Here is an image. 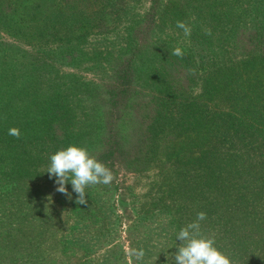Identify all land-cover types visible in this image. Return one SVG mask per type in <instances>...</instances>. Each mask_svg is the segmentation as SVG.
<instances>
[{
    "label": "rangeland",
    "instance_id": "obj_1",
    "mask_svg": "<svg viewBox=\"0 0 264 264\" xmlns=\"http://www.w3.org/2000/svg\"><path fill=\"white\" fill-rule=\"evenodd\" d=\"M161 1L159 14L167 0ZM203 1L210 5L213 0ZM238 1L234 7L221 10L223 14L218 21L208 15L210 8L200 12L188 3L178 22H183L190 34L197 33L199 39L195 42L177 24L170 26L167 19L157 20L150 47L135 58L134 95L139 90L153 93L152 78L166 77L165 72L160 73L168 61L166 51L181 49L180 58L188 59L187 68L190 69L193 60L200 75L207 64L226 60L224 51L218 47H226L228 37L223 31L248 28L253 21L264 23V0ZM53 4L52 0L42 3L41 13L50 14ZM105 6L108 10H101ZM151 6L152 0H95L92 8L103 15L95 30L99 34L87 37L78 46L89 60L75 68L57 63L48 73L38 71L41 59L36 54L43 51L42 47L25 45L0 32V103L11 94L31 103L35 99L31 85L37 79L44 82L42 88L55 84L69 86L63 90L73 101L78 117L82 118L86 112L90 116L86 121L96 126L99 110L89 101L88 94L95 89L104 90L110 82L111 57L127 54L129 33L142 23ZM186 77L181 73L175 79L186 85ZM190 83L187 81L190 84L187 92L199 93L198 81ZM234 105L209 102L215 112L222 113V118L217 119L214 128L217 139L195 140V143L205 142L203 145L213 151L203 155L191 153L192 159H204L200 166L197 167V162L188 165L184 154L181 162L175 160L167 166L159 163L158 168L136 174L127 170L124 160L116 156L104 163L113 174L112 182L87 187V202L83 205L76 203L78 197L70 187L66 195L57 190L56 183L47 187L40 182L13 186L0 179V264H175V252L182 243L176 235L194 222L199 212L206 213V219L200 222L201 235L214 240L230 264H264V245L261 249L255 245L264 239L259 227L264 219V195L254 188L252 172L257 167L254 148L221 146L218 137L226 129L225 118ZM19 106L16 103L13 109ZM179 109L177 104L173 113L178 114ZM234 114L239 117L238 113ZM178 121L177 118L173 125ZM127 129L124 123L121 130L125 133ZM165 134L168 137L170 133ZM184 142L193 144L186 139ZM255 159H259L257 155ZM244 186H248L247 192L243 191ZM26 197L32 199L28 205ZM258 206L262 208L260 211ZM259 212L262 219L256 216ZM139 249L145 253L142 259L133 254Z\"/></svg>",
    "mask_w": 264,
    "mask_h": 264
},
{
    "label": "trees",
    "instance_id": "obj_2",
    "mask_svg": "<svg viewBox=\"0 0 264 264\" xmlns=\"http://www.w3.org/2000/svg\"><path fill=\"white\" fill-rule=\"evenodd\" d=\"M46 1L0 0V32L25 45L43 48L36 54L41 59L38 60L41 61L39 72L48 73L57 63L74 68L82 65L90 57L78 46L87 37L99 34L95 30L103 19V15L92 8L95 0H52L53 11L45 15L40 9ZM188 3L194 4L200 12L210 8L208 15L218 21L225 7H234L239 1L213 0L210 5H205L203 0H167L159 14L162 1L152 0L142 23L128 35L127 54L111 57L110 65L108 63L110 82L104 90L95 89L91 95L88 94L89 101L99 110L96 126L86 121L90 118L88 113L78 117L73 101L65 96L63 90L69 86L55 84L42 88L40 85L44 82L37 79L31 85L34 91L32 98H35H30L31 103L24 97L16 99V95L12 94L0 103V179L13 186H30L40 182L47 187L56 183L55 177L50 178L47 173L49 157L73 145L88 150L102 164L120 156L125 168L136 174L158 168L159 163H166L167 166L175 160L181 162L184 154L188 165L197 162L198 167L204 159H192L191 153L203 155L213 152L203 144L207 139H217L214 128L222 113L215 112L212 108L215 104L209 106V102L216 101L235 104L231 114L225 118L226 129L218 134L220 145L254 148L253 159L257 165L252 172L254 188L264 195V23L253 21L251 27L223 31L228 37L226 47H218L224 51L226 60L207 64L202 69V75L198 74L193 60L188 69V59L166 51L168 61L160 72L161 75L165 72L166 77L152 78L155 82L151 87L153 93L144 94L140 90L136 96L133 93L135 58L150 47L157 20L167 19L170 26H176L184 10L187 11ZM107 8L105 6L101 10ZM195 39H199L197 33H191L190 40L195 42ZM56 42L61 45L53 47L51 44ZM181 73L187 76L186 85L175 79L180 78ZM192 80L199 83L196 95L187 92ZM187 81L190 84L187 85ZM16 103H20L19 109H13ZM177 104L180 111L175 115L173 108ZM174 118V122L177 118L179 120L175 125L174 122L169 123ZM124 123L128 127L125 133L121 130ZM12 128L19 130V137L8 134ZM165 133L170 134L166 137ZM184 139L193 144H185ZM198 139L206 141L195 143ZM256 155L259 159H255ZM65 187L72 190L70 183ZM247 187L244 186L243 191L247 192ZM30 200L25 198L27 205ZM260 206L257 211H260ZM256 216L259 219L262 217L260 212ZM262 220L259 227L264 232ZM257 242L255 245L261 249L264 239Z\"/></svg>",
    "mask_w": 264,
    "mask_h": 264
},
{
    "label": "clouds",
    "instance_id": "obj_3",
    "mask_svg": "<svg viewBox=\"0 0 264 264\" xmlns=\"http://www.w3.org/2000/svg\"><path fill=\"white\" fill-rule=\"evenodd\" d=\"M177 27L184 31L185 36H190V29L183 23L177 22ZM172 55L181 57L182 50L176 48ZM9 135L19 137V130L9 129ZM47 173L50 178L55 177L59 186L57 190L68 194L65 185L71 184L72 191L77 194V204H85V189L92 185L112 182L113 174L110 169L92 157L88 150L69 146L57 151L49 157ZM206 219V213L199 212L196 220L182 228L176 235L181 241L175 252V264H230V260L215 246V241L201 235V221ZM137 259L145 255L143 249L134 250Z\"/></svg>",
    "mask_w": 264,
    "mask_h": 264
}]
</instances>
